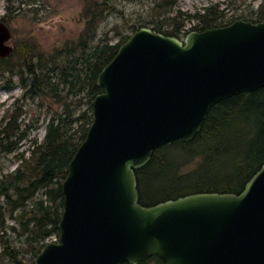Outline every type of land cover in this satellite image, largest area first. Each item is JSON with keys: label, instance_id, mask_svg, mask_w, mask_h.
<instances>
[{"label": "water", "instance_id": "obj_1", "mask_svg": "<svg viewBox=\"0 0 264 264\" xmlns=\"http://www.w3.org/2000/svg\"><path fill=\"white\" fill-rule=\"evenodd\" d=\"M0 20V56L13 47ZM92 121L61 183L58 235L34 264H264V161L239 192L195 191L144 205L135 170L191 140L210 108L264 87V15L175 36L143 25L99 71Z\"/></svg>", "mask_w": 264, "mask_h": 264}, {"label": "trees", "instance_id": "obj_2", "mask_svg": "<svg viewBox=\"0 0 264 264\" xmlns=\"http://www.w3.org/2000/svg\"><path fill=\"white\" fill-rule=\"evenodd\" d=\"M177 0H154L152 9L164 18L155 21L149 26L165 34L180 36L182 22L167 23V14L172 10ZM109 9L113 11V5L106 1L94 0L85 8L87 27L93 28L96 21L102 17L103 12ZM181 15L179 11L173 18ZM264 7L259 9L256 17L237 16L252 21L263 18ZM189 17L199 18V22L184 31L191 29H204L212 26L224 25L233 19L223 21L222 10L219 4L205 6L202 12L195 11L188 14ZM235 19V18H234ZM146 24L132 25V31ZM120 41L109 43L108 41L90 46L85 50L86 43H81L82 52L68 50L66 58L59 59L61 52L50 57L48 66L43 62L41 55H35L33 47L26 43L21 45L20 65H11L7 60L14 50L7 56H0V76H8L6 86L14 85L11 79L18 76L17 82L24 89L22 96L34 97L55 84L51 72L59 67L63 83H70V89L77 84V89H86L88 107L80 113L73 115V111H66V122L72 123L82 119L78 127H66L64 122L53 117L46 124V133L42 141H33L29 147V155L24 152L18 154L20 162L17 167L0 177V264H34V257L40 248L51 239L52 235H58V221L63 207L62 180L66 174L69 159L84 139L86 130L92 121V99L102 90V86L96 83V78L101 68L112 58ZM59 52V53H58ZM8 63V64H7ZM81 64L80 66L77 64ZM8 72V73H6ZM54 73V72H52ZM21 111L17 108L6 111L0 119V150L10 152L18 148V142L28 135L30 126H23L20 119ZM68 118V119H67ZM236 124V130H229L230 122ZM254 123L255 127L248 131H241L239 125ZM236 140L230 146L229 140ZM244 141H247L245 143ZM181 146L188 149V154L180 158L169 159L166 150L172 146ZM199 156L200 161L191 170L180 172V166L192 156ZM225 156L231 165V174L225 177L214 178L213 185H200L185 189L173 194H164L157 198L148 199L145 196L144 186L149 184L152 176L159 170L169 168L175 176L186 177L196 171L203 161H215L218 156ZM264 161V87L253 91H244L232 95L215 103L207 113L199 132L189 141L177 138L165 143L153 150L149 161L135 170L137 177V189L139 202L144 205L153 204L159 200L176 197L195 191H232L239 192L246 180ZM43 196H37L38 192ZM6 212L13 220L5 223ZM8 229L17 232L20 237L16 244L8 233ZM161 260L152 255L136 264H145L148 261ZM121 264H130L122 262Z\"/></svg>", "mask_w": 264, "mask_h": 264}, {"label": "rangeland", "instance_id": "obj_3", "mask_svg": "<svg viewBox=\"0 0 264 264\" xmlns=\"http://www.w3.org/2000/svg\"><path fill=\"white\" fill-rule=\"evenodd\" d=\"M94 0H0V20H3L11 30V37L7 43L13 47L14 53L7 60L11 65H20L21 45L27 44L33 47L35 55L40 54L43 62L49 66V58L56 56L60 51V58H66L68 50L82 52L81 43H86L85 50L90 46L102 44L106 41L115 43L125 35L132 32V25L146 24L153 26L155 21L164 18L153 9L154 0H98L106 1L113 5V11L106 9L102 17L96 21L93 28L87 27V16L85 8L91 5ZM219 4L222 10L223 21L234 19L237 16L256 17L259 9L264 7V0H177L167 14V23L182 22L181 34L199 22V18L189 17L195 11L202 12L205 6ZM181 12L177 18L176 13ZM59 53V52H58ZM61 61V60H60ZM8 64V63H7ZM77 65H81L80 63ZM54 72V73H52ZM51 72L55 84L52 90L46 88L44 92L31 97L22 96L23 87L17 82L18 76L13 75L14 85L7 87L8 76H0V119L6 111H13L17 108L21 111L20 119L23 126H30L28 135L18 142V148L10 152L0 150V177L14 170L20 162L18 154L22 151L25 156L29 155V147L36 140H43L46 133V124L50 118L56 121L61 119L66 127H78L81 120L77 122H66V111H73L76 115L88 107L86 89H77V84L70 89V83H63L60 68L57 67ZM8 73V72H6ZM68 119V118H67ZM228 129L236 130V124L230 122ZM255 127L254 123L239 125L241 131H248ZM236 140H229L232 146ZM247 143V141H244ZM188 149L175 145L166 150L169 159L180 158L188 154ZM173 158V159H172ZM200 161L199 156H192L187 159L179 168L180 172L193 169ZM230 161L225 156L216 157L215 161H203L196 171L186 177L175 176L173 170L166 168L159 170L152 176L149 184L144 186L145 196L148 199L157 198L164 194H173L185 189L200 185H213L214 178L225 177L231 174ZM37 196H43L39 191ZM13 220L6 212L5 223H12ZM11 238L19 244L21 236L17 232L8 229ZM55 235H52L53 239ZM145 264H158L157 260L148 261Z\"/></svg>", "mask_w": 264, "mask_h": 264}]
</instances>
